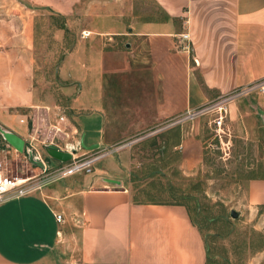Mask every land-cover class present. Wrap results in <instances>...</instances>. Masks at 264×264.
<instances>
[{
  "label": "crops",
  "instance_id": "1",
  "mask_svg": "<svg viewBox=\"0 0 264 264\" xmlns=\"http://www.w3.org/2000/svg\"><path fill=\"white\" fill-rule=\"evenodd\" d=\"M84 4V0H0L3 167L12 159H30V151L48 167L59 166L62 162L54 159L55 163L46 152L52 143L64 151L62 141L78 132L88 149L111 147L147 129L167 127L177 136L174 144L173 139L170 142L180 149V169L194 175L204 162V133L212 129L203 118L191 121L185 116L264 80V0H140L139 12L129 4L121 12L109 13L139 15L140 22L130 25L126 34L98 30L103 36L109 32L114 37L130 36L133 45L110 52L95 47L91 63L81 59L78 50L74 123L70 117L60 120L65 116L62 107L38 100L37 12L32 6L41 5L60 16L104 15L100 8L86 11ZM107 41L106 46L114 48L115 38ZM106 77L126 81L123 109L113 100L105 105ZM231 106L237 117L261 129L262 93L242 97ZM31 163L40 172L41 165ZM95 169L93 177L73 175L44 183L41 189L0 203V264H218L210 260L206 239L182 201L136 200L132 180L121 176L118 167ZM107 179L120 185H110ZM248 201L264 207V178L250 180ZM59 214L63 222L57 221Z\"/></svg>",
  "mask_w": 264,
  "mask_h": 264
},
{
  "label": "rangeland",
  "instance_id": "2",
  "mask_svg": "<svg viewBox=\"0 0 264 264\" xmlns=\"http://www.w3.org/2000/svg\"><path fill=\"white\" fill-rule=\"evenodd\" d=\"M84 3L86 11H91L93 7L100 8L104 15L60 16L41 5L32 6L37 12L34 87L38 100L53 107H62L65 120L70 117L74 123L77 113L75 100L78 93L76 80L78 50L81 52V59L87 58L89 63L95 47H101L107 52L125 51L127 43L133 45L130 36L114 37L110 32L103 36L98 30L111 28L126 34L130 25L140 22L139 15L109 14L121 12L131 5L139 12L140 0H84ZM83 30H90L92 33L86 32L88 36H84ZM111 37L116 40L114 48L106 46L107 40ZM68 59L73 62L70 66H68L70 63L66 64ZM109 80L108 77L103 80L106 86L105 105L113 100L115 105L123 109L124 100L121 94L126 81ZM220 98L224 96L209 103H214ZM241 99L234 100L228 106L227 123L233 136L230 157L222 156L219 142L209 129L206 134L204 133L206 139L204 162L194 175L183 174L180 169V149L173 145L177 141V136L172 134V129L163 127L147 129L111 147L106 146L107 144L100 145L99 147L110 149L113 153L98 160L93 165L91 173L82 171L68 177L73 175L93 177L97 167L108 171L114 170V166L118 167L121 176L132 180L136 200L145 201L148 198L156 202L182 201L190 217L202 231L209 248L210 260L214 263L264 264V207H254L248 201L250 180L264 178V123L261 122L262 126L260 125L259 129L247 118L243 120L236 116L231 105ZM121 114L123 119L124 112ZM201 118L203 123L211 119L209 116ZM249 118H252L251 114ZM81 137L80 132L66 136L62 141L64 152L71 153L76 150V160L97 157L98 147L85 149ZM172 139L173 144L170 142ZM44 158L46 160L45 155ZM29 160L27 157L12 159L8 165L4 164L3 170L11 178L34 177L39 172L35 171L36 167ZM72 161L66 162L67 165ZM54 162L58 163L56 160ZM101 175L109 177L108 174ZM106 182L110 185H120L115 179H107ZM232 211L238 213V218H232Z\"/></svg>",
  "mask_w": 264,
  "mask_h": 264
},
{
  "label": "built area",
  "instance_id": "3",
  "mask_svg": "<svg viewBox=\"0 0 264 264\" xmlns=\"http://www.w3.org/2000/svg\"><path fill=\"white\" fill-rule=\"evenodd\" d=\"M84 36H88L86 32L83 33ZM184 39H188V34L183 35ZM252 93H262L264 95V80L257 81L249 86L237 89L233 93L220 98L214 103H207L202 107L187 112L185 118L187 120H195L204 116H209L211 119L209 123L211 125L212 131L214 133V138L219 142V150L224 158H229L231 154V148L233 147L232 142V131L227 123L229 114V104L234 100L245 97ZM61 121L65 118L61 117ZM60 131L59 128L55 129ZM56 144L52 143V146L59 149ZM60 150V149H59ZM97 157L90 156L87 159L76 160L77 156L76 150H71L72 152V163L67 165L66 162H62L61 165L55 167H48L44 160L40 156H34V161L36 163H42L40 172L31 178L19 179L11 178L4 174L3 165L0 162V203L12 198V197H22L35 190L41 189L44 183H51L55 181L62 180L69 175L85 171L91 173L93 171V165L104 156H108L113 152L110 149H104L102 147L97 148ZM116 150V149H115ZM70 160V161H71ZM58 222H63V215L59 214L56 217Z\"/></svg>",
  "mask_w": 264,
  "mask_h": 264
},
{
  "label": "water",
  "instance_id": "4",
  "mask_svg": "<svg viewBox=\"0 0 264 264\" xmlns=\"http://www.w3.org/2000/svg\"><path fill=\"white\" fill-rule=\"evenodd\" d=\"M7 137H8V139H11V137H9L8 135H7ZM82 146L85 149H87V147L83 143H82ZM94 148H96V146L95 147L88 148V149H94ZM47 153H48V155L51 158L56 159V160L61 161V162H68V161H70L72 159V153L61 151V150L57 149L54 146L53 147H50L48 149V152ZM30 160H31V162L35 163L36 165L39 164V163H36L34 161V156H33L32 151H30ZM40 165H42V163H40ZM231 216H232V218L236 219V218H238V213L236 211H232L231 212Z\"/></svg>",
  "mask_w": 264,
  "mask_h": 264
}]
</instances>
